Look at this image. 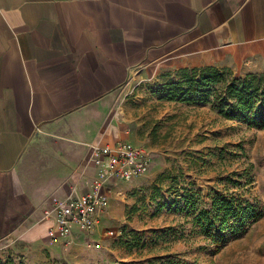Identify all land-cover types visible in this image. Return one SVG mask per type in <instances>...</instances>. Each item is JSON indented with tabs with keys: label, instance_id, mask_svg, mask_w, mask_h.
Returning <instances> with one entry per match:
<instances>
[{
	"label": "crops",
	"instance_id": "obj_1",
	"mask_svg": "<svg viewBox=\"0 0 264 264\" xmlns=\"http://www.w3.org/2000/svg\"><path fill=\"white\" fill-rule=\"evenodd\" d=\"M205 67L263 71L264 0H0V239L37 260L106 264L117 239L107 231L135 228L127 191L149 185L160 160L105 184L108 205L88 235L96 247L78 234L48 242L52 201L89 190L93 146L146 144L120 112L131 81Z\"/></svg>",
	"mask_w": 264,
	"mask_h": 264
},
{
	"label": "rangeland",
	"instance_id": "obj_2",
	"mask_svg": "<svg viewBox=\"0 0 264 264\" xmlns=\"http://www.w3.org/2000/svg\"><path fill=\"white\" fill-rule=\"evenodd\" d=\"M195 69L200 68L131 81L123 90L120 112L131 119L130 132L145 140L140 146L157 150L151 164L158 159L164 168L140 191H127L136 199L126 209L133 212L135 228L124 229L121 238L111 236L117 239L105 252L106 264H264V129L227 120L207 104L176 106L161 98L167 83L191 77ZM251 74L264 76V69ZM216 195L245 199L259 211L255 221L218 245L193 224V216L208 210ZM7 241L0 239L1 264H70L45 254L37 260L31 249Z\"/></svg>",
	"mask_w": 264,
	"mask_h": 264
},
{
	"label": "trees",
	"instance_id": "obj_3",
	"mask_svg": "<svg viewBox=\"0 0 264 264\" xmlns=\"http://www.w3.org/2000/svg\"><path fill=\"white\" fill-rule=\"evenodd\" d=\"M193 72L191 77L167 83L161 98L185 105L207 104L227 120L249 128L264 129V76L245 74L235 77L212 67ZM258 216L259 211L251 202L233 195H216L212 197L208 210L200 209L193 216V224L218 245L227 234L239 232ZM119 232L117 237L121 238L124 228L121 227ZM7 264L12 263L9 261Z\"/></svg>",
	"mask_w": 264,
	"mask_h": 264
},
{
	"label": "built area",
	"instance_id": "obj_4",
	"mask_svg": "<svg viewBox=\"0 0 264 264\" xmlns=\"http://www.w3.org/2000/svg\"><path fill=\"white\" fill-rule=\"evenodd\" d=\"M90 161L96 174L89 190L82 194L65 195L51 203L53 222L46 231L50 244L66 247L73 242L74 234H78L84 237L85 245L96 247L97 244L88 235L98 216L107 208L108 200L102 191L105 184L109 180L129 182L142 176L150 166L151 156L143 146L117 139L111 144L93 146ZM119 233V230L107 231L109 236Z\"/></svg>",
	"mask_w": 264,
	"mask_h": 264
}]
</instances>
